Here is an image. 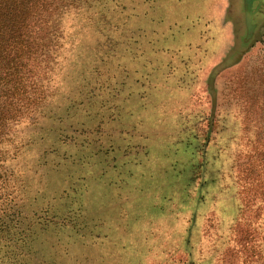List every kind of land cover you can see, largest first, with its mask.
Here are the masks:
<instances>
[{"label": "rangeland", "instance_id": "374dc122", "mask_svg": "<svg viewBox=\"0 0 264 264\" xmlns=\"http://www.w3.org/2000/svg\"><path fill=\"white\" fill-rule=\"evenodd\" d=\"M255 2L121 0L116 45L98 53L92 33L77 35L83 53H65L55 82L56 99L83 103L64 122H77L76 133L55 142L38 134L50 124L20 125L6 163L24 207L54 216L34 244L40 256L219 264L247 254L236 237L240 203L264 192V5L250 33L245 17ZM93 52L101 75L88 65L78 77ZM244 180L256 186L242 192Z\"/></svg>", "mask_w": 264, "mask_h": 264}, {"label": "trees", "instance_id": "16d2710c", "mask_svg": "<svg viewBox=\"0 0 264 264\" xmlns=\"http://www.w3.org/2000/svg\"><path fill=\"white\" fill-rule=\"evenodd\" d=\"M119 1L0 0V264H57L54 257L40 256L34 245L54 216L50 219L48 210L24 207L18 178L6 163L16 153V145L13 152L9 151L20 125L50 124L38 132L42 138L47 132L55 142L71 138L68 131L75 132L77 122H64L75 118L72 112L81 109L83 103L74 96L56 99L59 95L56 80L66 66L65 53L73 51V55L81 57L83 50L79 52V48L83 44L80 35L77 38L81 32L92 33L93 43L101 44L99 51L96 49L98 53L105 44L116 45L114 32L119 24L114 7ZM72 15V25L76 27L68 35L65 28ZM97 54L93 52V59L79 68L78 77L88 65L97 77L101 75L96 68L97 60L101 62L103 57L100 54L96 60ZM108 54L107 58L114 56ZM95 89L91 90L90 98L99 96ZM245 185L256 186L253 180H244L242 192L246 193L249 187ZM254 190V196L242 197L240 226L236 229L237 243L247 254H226L219 264H264V192ZM258 240L263 249L261 244L255 245L257 252L248 254Z\"/></svg>", "mask_w": 264, "mask_h": 264}, {"label": "flooded vegetation", "instance_id": "af4514ba", "mask_svg": "<svg viewBox=\"0 0 264 264\" xmlns=\"http://www.w3.org/2000/svg\"><path fill=\"white\" fill-rule=\"evenodd\" d=\"M255 6L253 7V10L251 9V7L246 6V12L245 13H252L249 17H246V25H247V31H249L248 33L251 32V29H254L255 23H253V21L255 19H257V15L260 13L261 10V6L264 5V0H255ZM247 5V4H246ZM248 19H250V22H248Z\"/></svg>", "mask_w": 264, "mask_h": 264}]
</instances>
